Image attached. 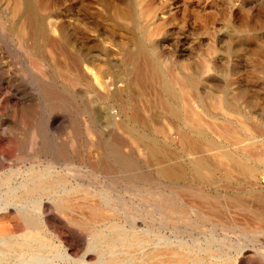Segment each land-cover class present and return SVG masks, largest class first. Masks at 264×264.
<instances>
[{"label":"rangeland","instance_id":"374dc122","mask_svg":"<svg viewBox=\"0 0 264 264\" xmlns=\"http://www.w3.org/2000/svg\"><path fill=\"white\" fill-rule=\"evenodd\" d=\"M21 26L41 48L43 74L28 65L15 33ZM136 54L145 57L141 64L194 81L169 82L180 100L165 98L182 118L186 105L196 109L203 126L150 103L161 86L132 73L128 57ZM214 98L228 108L213 106ZM180 133L247 152L257 173L233 171L226 181L214 156L190 152ZM154 149L181 179L158 174ZM197 155L213 168V183L193 171ZM0 172L2 208L27 205L39 223L53 191L20 187L32 177L39 184L60 177L53 190L73 189L68 211L53 202L56 231L45 227L41 235L53 251L41 249L33 264H138L156 249L178 252L173 260L183 255L188 264H264V0H0ZM11 187L16 193L9 194ZM90 205L114 215L94 218ZM11 210L0 221L26 232ZM245 220L258 226L248 228ZM113 224L146 243L110 247L105 238ZM12 234L0 233V264H21L8 250Z\"/></svg>","mask_w":264,"mask_h":264},{"label":"bare ground","instance_id":"6f19581e","mask_svg":"<svg viewBox=\"0 0 264 264\" xmlns=\"http://www.w3.org/2000/svg\"><path fill=\"white\" fill-rule=\"evenodd\" d=\"M12 3H13V1H12ZM16 9L18 10V6H16ZM25 9H27V8H25ZM25 32L26 31H25V29L22 26L15 30V33L17 34V37L19 38L20 44L24 47V50H26V52H27L28 65L30 66L31 69H34L36 72H39L40 74L41 73L43 74V71H44V68H45V59H44L42 53L40 52L41 48H40V46L38 45L37 42L35 43L34 41L30 40V38H28V36H27V34H25ZM128 58H129V60L134 62L133 63L132 73L135 74V76L139 77L138 79H140V78L143 79V78L149 77V78H151L153 80H156L155 82L159 83L160 86H161V90H162L161 94H159L158 96L156 95L157 98H155L154 101H152V99H150L149 100L150 103L152 102L156 106H159L163 110H166V112H168L169 115H171V117H173V118L184 119L185 121L191 123L192 125L194 124L197 127L203 126L204 120L202 119L200 113L196 109L191 108L190 105H186L187 109H186V111L184 110L183 118H182L181 115H180V112L177 110V108L174 107L165 98V95H169L170 97H173L174 99L179 101L180 98L178 96L180 94L177 95L171 89V87L169 86V84H170L169 82H175L176 84H179L181 87H191L194 84V81L190 77L182 76V77L179 78L176 75H175L176 76L175 77L174 75L170 74L169 72L166 73L165 71H163L159 67L151 65L150 63L141 64L140 60L141 59L145 60V57H143V56H141L139 54L131 55ZM2 77H4V76H2ZM166 80H168L167 83H166ZM128 85L131 86V83H129ZM184 99H185V96H184ZM186 101H187V99H186ZM187 102H189V101H187ZM213 104H214L213 106H215V107L225 106L226 108H228V106H227L228 104L226 103V101L224 99H215L214 98ZM198 130H199L198 134L201 136L203 134V132H202V130L200 128H198ZM193 136H195V135H193ZM178 138H179V141L181 142V144L184 147H186L187 149H189V151L192 152V153L196 154V153L204 152V153H207V154H212L214 156V158L216 159V162H218L220 165H222L225 168L224 179L226 181H230L231 180V172H233V171H235V172L237 171L240 174L249 175V176H253L255 173H257L255 171V169L246 160V157L248 155H247V152H245V151L241 152L238 149L229 150L227 148L221 147L220 145H218V143L215 142V140L210 139V138H205L203 140H199V139L187 136L186 134H183V133L178 134ZM238 143H239V140L235 139L234 140V144L237 145ZM244 150H246V149H244ZM153 152L157 155V156L155 155V159L154 160L157 161V163H158L156 171L158 172V174L160 176H162V177H164V178H166L168 180H171V181H176V180H179V179L182 178V176L180 174L176 173L172 168L167 167V166H163L161 164L160 155H159V153L157 152L156 149H154ZM62 153H63L62 154L63 158H67L68 159V155H67L66 150L65 151L63 150ZM204 155H197L193 159V161H192V169L197 174L199 180H201L203 182L213 183L214 182V170L208 164V162H207L206 158L204 157ZM47 166H48V164H47ZM69 166H73V164L69 165ZM64 167H66V169L68 170V171L66 170L68 172V174L71 175L72 174L71 173L72 169L67 167V166H64ZM62 169H64V168H62ZM50 170H51V168H50ZM46 172H48V171H46ZM46 172L44 171V173H46ZM0 174H1V172H0ZM42 175H44V174H42ZM43 177H45V176H43ZM40 181H42V178L40 179ZM62 181L63 180L59 177V178L54 179L52 181H49V182H46V183L44 182V183L39 184L38 183L39 181H37L34 177H32L27 183H25L24 186L22 185V187H20V189H25V190H27L30 193L35 192L41 186H46L49 189V191H51V192L53 191L52 196H50V198L47 199V201L42 202V205L40 207V210H41L40 223H39L38 219H36L35 217H33L29 213H27V211H26V206L27 205L26 206L15 205V207H11V204L9 205L7 203V205H4L5 208H2V206L0 205L1 206L0 207V216H2V215L9 216L8 214L12 213L11 209H14L15 212L20 216V219L23 221L25 227L28 229L26 232H24L22 234L16 233V232H18L20 230V228H19L20 224H14V226L12 228H10L7 225H5L4 222H1L2 220L0 221V233L3 232V231L7 233L8 230L9 231H14V233H15V234H12V235L8 236L9 240L6 241V243H9L8 250L10 252H13L14 254H16L18 256L16 258V260L19 261L21 264H30V263L33 264V263L40 262L41 261L40 257L42 256L41 249H43L45 247H50L51 252L53 251L54 244L47 242L45 240V238L43 239L42 236H41V235L45 234V232H44V228L45 227H48L49 230L52 231V232L56 231L54 222L52 223L53 220H51L52 219V215L51 214L54 211V207H55L53 202L55 203V205H57L59 210L63 211V212L64 211L66 212V210L68 211L73 205V201H72L73 200V198H72L73 197V189L70 188V186L67 185L69 188L64 186L62 191L53 190L54 188H56L57 185H60L62 183ZM16 189H13V188L9 189L8 190L9 194L13 193V192L16 193ZM18 189H19V186H18ZM197 194L200 197H202V198H209V197H207L208 195L206 196L203 193H198L197 192ZM241 200L238 198L237 200H235V203L239 204L241 206H245L246 203L241 201ZM164 203H166V202H164ZM27 209H29V208H27ZM161 209H162V207H161ZM89 210H90V213L93 215L94 218L98 217L99 215H101L103 213L107 214L109 216H113L114 215V211H112V209H108L109 211H105V210L103 211L100 207H97L95 205L94 206L90 205L89 206ZM250 221H246L245 220L244 224L241 223V222H240V224H243L244 226L246 225L248 228H251V229L256 227V225L258 226V224L253 222V220L251 222ZM5 223H7V222H5ZM236 223H234V224H236ZM260 227H262V226H260ZM111 231H112L111 236H109L108 238H105V240H107V242H108L110 247H113L115 245H121V246L128 247V248H136V247L142 246L143 244L146 243V240L144 239V237L139 236L137 234L126 233L124 230L120 229L119 226H117V224H113L112 225ZM50 234H51V232H50ZM23 237H25V239ZM50 238H53V235L52 236L50 235ZM96 238H97V240H100V239H102V235L98 234L96 236ZM102 240H104V239H102ZM1 241H2V238H1ZM157 246H158V244H157ZM0 253H3V252H0ZM63 253L65 254V256H67V258H70L73 255V254L71 255L70 252L67 249ZM176 253H178V252H174V251H171V250H162V249L159 250V249H156V250L147 252L142 257H140L138 259V264H179V263L180 264H188L187 258H185V256H183V255L179 257L180 258L178 260L179 262H175L173 260V258L171 257V254H176ZM28 254L30 255V258L26 257ZM56 255H58V254H56ZM6 257H7V255H6ZM54 258H55V256H54Z\"/></svg>","mask_w":264,"mask_h":264}]
</instances>
